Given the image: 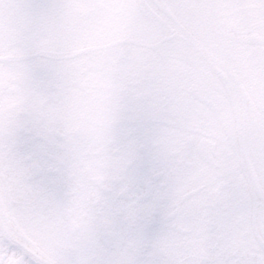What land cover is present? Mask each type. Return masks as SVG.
I'll return each instance as SVG.
<instances>
[{"label":"snow or ice","instance_id":"snow-or-ice-1","mask_svg":"<svg viewBox=\"0 0 264 264\" xmlns=\"http://www.w3.org/2000/svg\"><path fill=\"white\" fill-rule=\"evenodd\" d=\"M0 264H264V0H0Z\"/></svg>","mask_w":264,"mask_h":264}]
</instances>
